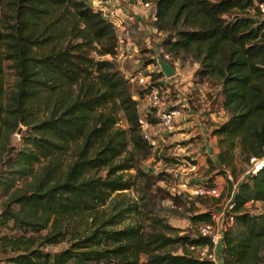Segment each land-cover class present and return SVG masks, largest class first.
I'll use <instances>...</instances> for the list:
<instances>
[{"label": "trees", "instance_id": "trees-1", "mask_svg": "<svg viewBox=\"0 0 264 264\" xmlns=\"http://www.w3.org/2000/svg\"><path fill=\"white\" fill-rule=\"evenodd\" d=\"M91 1L0 0V228L22 233L0 237L15 252L3 264H208L192 248L209 244L199 228L213 211L188 213L187 200L201 197L173 194L160 184L165 172L141 167L154 149L139 127L135 96L148 88L118 69L117 25ZM140 1L155 7L153 24L167 33L161 57L173 64L184 53L197 62L196 77L213 89L208 114H228L212 130L219 153L208 160L211 170L233 174L238 160H264V18L255 0ZM95 45L111 59L91 57ZM150 56L133 75L167 88L161 71L147 70L159 66ZM120 112L125 130L116 128ZM21 125L30 132L18 150L11 136ZM233 201L224 264H264V165L237 185ZM176 216L198 230L184 234L171 224ZM44 231L39 248L25 238ZM62 243L69 248L43 250Z\"/></svg>", "mask_w": 264, "mask_h": 264}, {"label": "rangeland", "instance_id": "rangeland-1", "mask_svg": "<svg viewBox=\"0 0 264 264\" xmlns=\"http://www.w3.org/2000/svg\"><path fill=\"white\" fill-rule=\"evenodd\" d=\"M116 3L115 10L113 6L111 8L102 7L100 1H91V4L95 8H102L106 17L114 20L116 23L119 34V54L115 61L118 69L122 70L125 77L131 79L134 76L133 70L140 67L146 58L152 55L157 60V57L163 54L159 43L167 33L159 31L152 22V17L150 16L154 10L153 5L150 8H146L140 0H117ZM64 23L65 21L59 23L62 28ZM150 49L152 51L148 53ZM90 50L91 57L96 60L111 59L109 56H100L96 45ZM168 59L173 60L170 56H168ZM171 65L175 68L176 75L172 78L165 77L163 82L168 87L162 88L166 91L165 95L167 99L173 104L180 106L184 115L182 120L175 125V132L172 133L170 139L165 137V141L161 147L153 150L151 158L141 161L140 165L146 172L152 174L165 172L166 177L160 184L173 194H177L179 186L183 182L190 185H206L209 183L210 178H212L213 181L223 188L221 198H190L187 200L186 208L191 210L188 213H198L204 210L216 212L226 206L235 191V186L248 178L249 173L255 167V162L251 160L249 164H246L238 160L236 162L235 173L233 174L227 171L225 175H221L217 174L219 170H211L208 160L212 159L216 162L218 154V138H216V141L213 140L214 135L212 134V130L215 125L223 122L224 117L216 115L214 118H210L207 115L208 98L213 89L209 82H203L196 77V72L199 68L197 62L182 53ZM147 70L150 72L161 71L160 67L155 64L150 65ZM132 83L136 88L139 87L136 82ZM142 100L143 98H141ZM140 110H144V102H140ZM118 119L119 124L116 128L125 130L127 126L121 112L118 114ZM20 129V134H18V131H15L11 136V145L18 150L22 148L23 141L29 136L30 132L26 126L21 125L18 130ZM168 146L171 147L168 149ZM163 156L171 157L174 160L171 163L166 162L162 158ZM192 165H196L195 171H192L190 168ZM101 174H106V170H102ZM128 174L134 175L135 171H131ZM228 176H231L232 180L228 181ZM22 184L23 182H19L17 189H20V185ZM137 191L136 187L127 194V198L130 201L136 198ZM5 202L6 199L0 197V211L5 208ZM165 205L170 206V202L167 201ZM249 209L257 211L261 209V206L250 204ZM170 221L176 228L184 230V234L189 233L190 230H198L199 228V225H193L187 217H170ZM45 234V231L41 235L29 233L25 238H35V247L39 248L41 243L40 237ZM20 236H22L20 232L11 231L8 228H0V237H7L13 240ZM67 248H69V244L62 243L57 246L45 247L43 250L58 253ZM14 255L13 246H5L4 242L0 239V264H3L6 258ZM193 255L197 256V252L195 251Z\"/></svg>", "mask_w": 264, "mask_h": 264}, {"label": "built area", "instance_id": "built-area-1", "mask_svg": "<svg viewBox=\"0 0 264 264\" xmlns=\"http://www.w3.org/2000/svg\"><path fill=\"white\" fill-rule=\"evenodd\" d=\"M116 2L117 0L110 1V4L114 9L116 8ZM142 4L146 8H150L152 5L144 2H142ZM254 5L264 18V0H255ZM150 17H152V22L157 21L155 7ZM166 57L168 58L167 55ZM130 80L131 82H137L144 88H148L142 101L141 99L136 98V100L139 101L140 113L138 124L145 140L154 150L159 149L163 142V136L167 133L173 132L176 123L183 118L184 113L180 106L173 104L167 99L165 95L166 91H164L161 86L152 85L151 76L138 73L137 75L132 76ZM140 102H144V110H140ZM152 118L155 119V123L151 122ZM156 130L161 134L160 136L155 135ZM252 161L255 162V167L249 175L256 174L264 165V160L252 159ZM190 168L192 171H195L196 165H192ZM228 178L229 180H232L231 176H228ZM214 182L211 186L208 184L190 185L183 182L180 184L177 194L187 193L193 197L219 199L222 196L223 188L220 187L217 182ZM236 188L237 186H235V190ZM233 194L224 208L212 213L211 222L202 224L199 228L200 235L207 238L209 244L203 247L192 248V250L197 252L196 258L204 260L208 264H224L222 256L224 232L234 221V218L228 215L234 207Z\"/></svg>", "mask_w": 264, "mask_h": 264}, {"label": "water", "instance_id": "water-1", "mask_svg": "<svg viewBox=\"0 0 264 264\" xmlns=\"http://www.w3.org/2000/svg\"><path fill=\"white\" fill-rule=\"evenodd\" d=\"M157 63L161 69V72L166 78H172L176 75L175 68L168 62H166L161 56L157 57ZM21 133V129L18 130V134Z\"/></svg>", "mask_w": 264, "mask_h": 264}, {"label": "crops", "instance_id": "crops-1", "mask_svg": "<svg viewBox=\"0 0 264 264\" xmlns=\"http://www.w3.org/2000/svg\"><path fill=\"white\" fill-rule=\"evenodd\" d=\"M160 81H163V80L161 79ZM209 97H210V96H209ZM136 98H139V96H135V99H136ZM208 104H209V98H208V103H207V113H208ZM207 115H208L210 118H214L216 115H219V117H221V116L224 117L223 122L218 123V125L224 123V122L227 121V119H228V116H227L228 114H227L225 111H223V110H222V111H219V112H215V113L207 114ZM181 120H182V119H181ZM178 122H179V121H178ZM178 122H177V123H178ZM177 123H176V124H177ZM215 126H216V125H215ZM215 126H214V127H215ZM175 127H176V126H175ZM175 127H174L173 132L167 133V134L165 135V137H167L168 139H170V136L172 135V133L175 132ZM156 133H157V134H156ZM156 133H155L156 136H158V135L160 136V135H161V134H159V132H158L157 130H156ZM163 138H164V136H163ZM216 138H217V137L214 136L213 140L216 141ZM217 148H218V147H217ZM218 153H219V149H218ZM178 161H180V160H178Z\"/></svg>", "mask_w": 264, "mask_h": 264}]
</instances>
